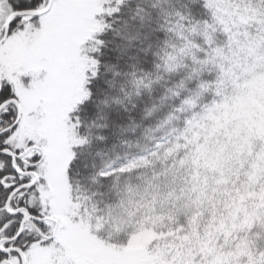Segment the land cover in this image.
<instances>
[{
	"label": "snow or ice",
	"instance_id": "1",
	"mask_svg": "<svg viewBox=\"0 0 264 264\" xmlns=\"http://www.w3.org/2000/svg\"><path fill=\"white\" fill-rule=\"evenodd\" d=\"M0 264H264V0H0Z\"/></svg>",
	"mask_w": 264,
	"mask_h": 264
}]
</instances>
